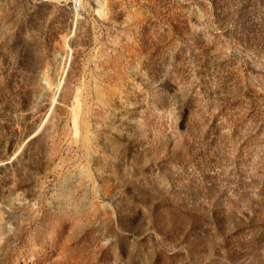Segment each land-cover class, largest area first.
Masks as SVG:
<instances>
[{"label":"rangeland","instance_id":"1","mask_svg":"<svg viewBox=\"0 0 264 264\" xmlns=\"http://www.w3.org/2000/svg\"><path fill=\"white\" fill-rule=\"evenodd\" d=\"M0 264H264V0H0Z\"/></svg>","mask_w":264,"mask_h":264}]
</instances>
